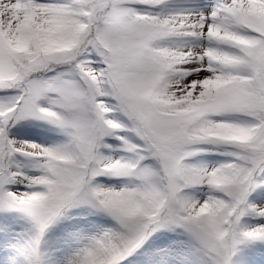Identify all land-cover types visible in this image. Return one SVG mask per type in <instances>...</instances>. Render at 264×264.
<instances>
[{
    "label": "snow or ice",
    "instance_id": "snow-or-ice-1",
    "mask_svg": "<svg viewBox=\"0 0 264 264\" xmlns=\"http://www.w3.org/2000/svg\"><path fill=\"white\" fill-rule=\"evenodd\" d=\"M0 264H264V0H0Z\"/></svg>",
    "mask_w": 264,
    "mask_h": 264
}]
</instances>
